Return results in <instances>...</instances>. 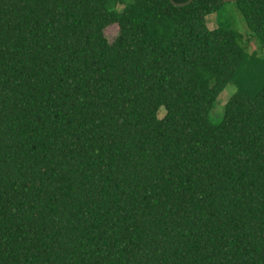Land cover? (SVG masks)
<instances>
[{"label": "trees", "instance_id": "16d2710c", "mask_svg": "<svg viewBox=\"0 0 264 264\" xmlns=\"http://www.w3.org/2000/svg\"><path fill=\"white\" fill-rule=\"evenodd\" d=\"M174 3L0 0V264H264V58Z\"/></svg>", "mask_w": 264, "mask_h": 264}, {"label": "rangeland", "instance_id": "374dc122", "mask_svg": "<svg viewBox=\"0 0 264 264\" xmlns=\"http://www.w3.org/2000/svg\"><path fill=\"white\" fill-rule=\"evenodd\" d=\"M122 9V6H119ZM206 23L208 28L214 29L222 25L230 26L232 29L238 31L244 38V44L242 43L244 49L248 53H255L259 57L264 58V46L259 42V40L250 32L247 28L240 12L238 11L236 4L229 2L224 4L222 9L216 11L206 17ZM119 28L117 25H112L105 30V35L107 39L112 42L118 35ZM236 88L229 84L219 95L215 107L210 114V120L213 124H218L222 117L224 111V105L230 99V97L235 93ZM164 115V108H161L159 116Z\"/></svg>", "mask_w": 264, "mask_h": 264}, {"label": "water", "instance_id": "95a60500", "mask_svg": "<svg viewBox=\"0 0 264 264\" xmlns=\"http://www.w3.org/2000/svg\"><path fill=\"white\" fill-rule=\"evenodd\" d=\"M171 1H172V3H174L173 0H171ZM193 1H194V0H189L188 2H186V3H181V4H175V3H174V5L179 6V7H183V6H186V5L190 4V3H192ZM237 1H238V0H222L223 3L237 2Z\"/></svg>", "mask_w": 264, "mask_h": 264}]
</instances>
